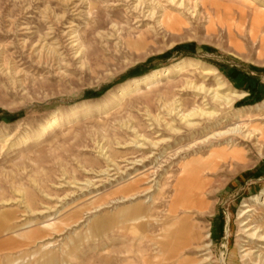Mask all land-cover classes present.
I'll list each match as a JSON object with an SVG mask.
<instances>
[{"label":"rangeland","instance_id":"rangeland-1","mask_svg":"<svg viewBox=\"0 0 264 264\" xmlns=\"http://www.w3.org/2000/svg\"><path fill=\"white\" fill-rule=\"evenodd\" d=\"M249 222L264 0H0V264H242Z\"/></svg>","mask_w":264,"mask_h":264},{"label":"bare ground","instance_id":"bare-ground-1","mask_svg":"<svg viewBox=\"0 0 264 264\" xmlns=\"http://www.w3.org/2000/svg\"><path fill=\"white\" fill-rule=\"evenodd\" d=\"M76 37L77 36H74L72 37V39H75ZM73 43L79 44V40H74ZM184 69H185V64L179 63V64L174 65L170 69H166V70L154 73L149 77L143 78L141 82H136V83L127 85L119 94H117L116 96H113V99L117 101L122 100L127 96V93L129 91H131L132 89H136L140 84L146 85L148 83L156 81L157 79L168 77L169 75H172L174 73H179L180 71ZM54 124H55V121H53L52 125ZM52 125L50 126L52 127ZM44 131L45 130H43V132ZM251 225H253L252 222L246 223L244 225L245 233L247 235V237L245 238L247 239V244L245 246L246 249L243 251L244 256H241V258L239 259L242 262V264H244L243 263L244 261L247 264H264V225L262 224L259 226L255 225V227H251ZM245 247H243V249ZM236 262H237V257L235 255H232L227 261L225 260L224 257L221 258L222 264L236 263ZM195 264H199V262L198 263L196 262Z\"/></svg>","mask_w":264,"mask_h":264}]
</instances>
